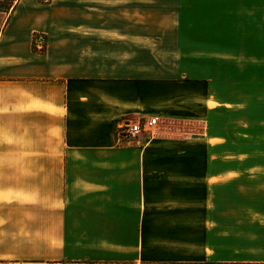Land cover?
Masks as SVG:
<instances>
[{"label": "crops", "instance_id": "obj_1", "mask_svg": "<svg viewBox=\"0 0 264 264\" xmlns=\"http://www.w3.org/2000/svg\"><path fill=\"white\" fill-rule=\"evenodd\" d=\"M0 264H264V0H0Z\"/></svg>", "mask_w": 264, "mask_h": 264}, {"label": "built area", "instance_id": "obj_2", "mask_svg": "<svg viewBox=\"0 0 264 264\" xmlns=\"http://www.w3.org/2000/svg\"><path fill=\"white\" fill-rule=\"evenodd\" d=\"M45 37L35 36V46L37 50H44ZM160 124L159 117L143 118L131 121L121 126L118 130V138L121 143H132L142 135H153Z\"/></svg>", "mask_w": 264, "mask_h": 264}, {"label": "rangeland", "instance_id": "obj_3", "mask_svg": "<svg viewBox=\"0 0 264 264\" xmlns=\"http://www.w3.org/2000/svg\"><path fill=\"white\" fill-rule=\"evenodd\" d=\"M198 45H199L200 50L197 52V54L201 53V56H205V52H206L205 43L198 42ZM185 49L186 50L188 49V44H186ZM203 64L204 63H202V65ZM160 119H161V121H160L161 126H163V127L166 126L167 125V121H165L164 118H160ZM229 245H230V248H229L228 255H229L230 258H235V236L234 235H230V243H229Z\"/></svg>", "mask_w": 264, "mask_h": 264}]
</instances>
